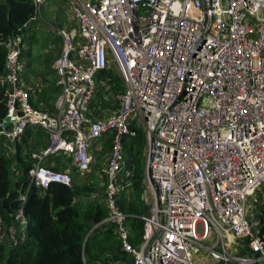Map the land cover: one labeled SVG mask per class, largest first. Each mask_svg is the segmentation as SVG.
<instances>
[{"label":"built area","instance_id":"built-area-1","mask_svg":"<svg viewBox=\"0 0 264 264\" xmlns=\"http://www.w3.org/2000/svg\"><path fill=\"white\" fill-rule=\"evenodd\" d=\"M30 1L34 19L50 0ZM70 5L76 25L61 32L53 62L59 89L54 110L31 106L21 83L22 38L9 45L0 142L14 148L25 131L42 130L46 147L30 155L33 166L18 190L13 224L5 226L0 217V245L24 241L22 205L31 188L72 186L69 171L55 172L44 162L66 156L83 176L93 164L91 146L109 135L107 215L90 233L114 229L133 264H209L204 254L216 264H264V0ZM107 69L125 91L113 115L94 119L97 79ZM137 130L146 145L140 200L147 215L141 241L132 246L118 197L132 185L135 168L124 142Z\"/></svg>","mask_w":264,"mask_h":264},{"label":"trees","instance_id":"trees-1","mask_svg":"<svg viewBox=\"0 0 264 264\" xmlns=\"http://www.w3.org/2000/svg\"><path fill=\"white\" fill-rule=\"evenodd\" d=\"M33 17L34 6L30 0H0V124L7 115L9 94L2 80L6 72L9 45L17 36L22 38L21 46L23 45L26 27L33 21ZM48 73L50 75L52 71L48 70ZM98 80L106 81L108 93L115 98L125 91L121 80L111 69L102 71L97 83H99ZM35 93L38 94V92ZM58 93L59 89L54 82L49 90L40 91L39 100H44L45 104L48 107L52 106L53 109ZM30 94L29 102L33 108H37ZM48 94H50L49 99L46 97ZM103 143L106 148L110 149L111 136H106ZM45 147V133L42 130L29 129L12 149L14 158L11 161L6 156L3 144L0 142V217L5 226L13 224L14 220L11 215L21 206L17 200L18 190L24 189L25 177L33 166L31 153ZM144 147V136L140 130H137L136 137L127 138L124 142L126 158L134 166L135 171L131 187L119 195L118 204L122 212L128 216L131 230L129 242L132 246H138L141 241V218L146 212V207L140 200L142 166L145 161ZM26 157L27 162L24 160ZM63 157L66 156L49 157L44 165L55 172L69 171L72 178V173H75L72 168L67 170L66 165L64 167L50 166V162ZM13 166L17 167L24 177L16 180L14 187L11 188L10 176L13 173ZM85 194L87 198L84 205L78 197ZM22 212L26 220L25 239L16 247L0 245V264H96L95 262L99 261L103 253V246L108 245L111 240H115L118 244V246L113 244L111 247L112 253H115L113 262L125 264L127 261L131 264L132 258L121 250V244L114 229L93 231L87 237L93 226L107 215L103 193L92 194L87 186L80 187L74 184L71 187L55 184L44 191L31 188L22 205ZM121 255L124 256L120 257Z\"/></svg>","mask_w":264,"mask_h":264},{"label":"rangeland","instance_id":"rangeland-1","mask_svg":"<svg viewBox=\"0 0 264 264\" xmlns=\"http://www.w3.org/2000/svg\"><path fill=\"white\" fill-rule=\"evenodd\" d=\"M71 0H50L49 3L42 7L41 14L37 15L36 18L33 19L34 24L31 25L30 29H26V32L29 30H33L34 34L32 35L29 44H31L33 48V53L37 50L38 55L49 52L47 56L53 57L52 62H54L60 55V51L62 48V41H61V32L68 31L75 28L76 22L72 16L71 10ZM30 39V38H29ZM30 48V49H32ZM45 49H49L45 51ZM53 82H57L56 75L52 74L50 78ZM99 81V80H98ZM55 103V101H54ZM117 100L114 96L108 93V86L106 81L101 80L97 85V91L94 95V100L92 102L90 108V115L94 119H103L108 116H111L117 110ZM54 110L52 106L48 107L46 111ZM142 133V132H141ZM143 134V133H142ZM144 136V134H143ZM145 142V140H144ZM3 144V150L6 156L13 161V154L12 147H9L6 143L1 142ZM103 143V142H102ZM146 145L144 147L143 155L145 156L146 161ZM111 149V148H110ZM110 149L105 147V144H97L91 146V156L93 158V164L89 173L80 176L77 173H72L73 184L82 186H87L88 189L92 192V194H104V180H103V172L105 171L108 156ZM25 162L28 161L26 157ZM144 161V164H145ZM144 164L142 166V171L144 169ZM66 165V169L72 168L71 162L68 157H63L57 160L50 162V166H58L64 167ZM12 174L10 176V187H14V182L24 176L17 170V167H12ZM100 197V195H97ZM87 194L78 197L79 200L85 205L86 203ZM147 215V209L144 216ZM143 217V216H142ZM142 221V220H141ZM91 233L89 232L87 237ZM118 246L115 240H111L110 243L106 246H103V253L100 255L99 261H96V264H123V263H116L113 262L114 254L111 250L112 245ZM247 249V248H245ZM247 250H245L246 252ZM115 252V251H114ZM124 255H121L122 257ZM201 258H205V260L209 264H216L211 260V258L207 255H201ZM131 264L132 261L130 260ZM125 264H128L125 261Z\"/></svg>","mask_w":264,"mask_h":264},{"label":"crops","instance_id":"crops-1","mask_svg":"<svg viewBox=\"0 0 264 264\" xmlns=\"http://www.w3.org/2000/svg\"><path fill=\"white\" fill-rule=\"evenodd\" d=\"M33 24L34 22L32 21L26 27V29L28 28L30 29L31 25ZM29 32H31V34H34L33 30L32 31L29 30L28 32L25 31V35L23 36V45L21 46L22 58H23V64H24V72L21 77V83L23 84L24 88L28 90V93H31L30 95H32L33 104H35L38 109L47 110L48 106L45 104V101L39 100V96H40L39 93L42 90H49L51 88V85L54 83L50 79L52 74L55 75L52 69V66H53L52 58L53 57L52 56L47 57V54L49 52H45V53L38 55V51L36 50L33 53V48L31 44L34 41L29 44V41L32 38V35H30ZM48 50L49 49H45V51H48ZM48 70L52 71V74L49 75ZM35 92H38V94ZM49 96L50 94L46 96L47 99H49Z\"/></svg>","mask_w":264,"mask_h":264},{"label":"water","instance_id":"water-1","mask_svg":"<svg viewBox=\"0 0 264 264\" xmlns=\"http://www.w3.org/2000/svg\"><path fill=\"white\" fill-rule=\"evenodd\" d=\"M10 122H13V119L10 120ZM2 130V128H0V131ZM147 263L149 264V262L147 261Z\"/></svg>","mask_w":264,"mask_h":264}]
</instances>
